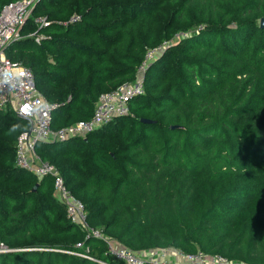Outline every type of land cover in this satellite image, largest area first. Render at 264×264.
<instances>
[{
  "label": "trees",
  "instance_id": "16d2710c",
  "mask_svg": "<svg viewBox=\"0 0 264 264\" xmlns=\"http://www.w3.org/2000/svg\"><path fill=\"white\" fill-rule=\"evenodd\" d=\"M40 4L42 41L15 40L8 57L32 67L57 103L53 128L90 117L101 92L133 79L149 47L186 33L148 65L129 115L85 137L36 143L90 224L134 250L201 249L264 264V0H38L34 12ZM113 13L122 16L104 20ZM28 127L0 108V243L8 248L0 264H100L65 251L84 231L52 177L16 165L17 136ZM85 243L108 258L102 241Z\"/></svg>",
  "mask_w": 264,
  "mask_h": 264
},
{
  "label": "built area",
  "instance_id": "2783aa9c",
  "mask_svg": "<svg viewBox=\"0 0 264 264\" xmlns=\"http://www.w3.org/2000/svg\"><path fill=\"white\" fill-rule=\"evenodd\" d=\"M37 2L38 0H11L0 10V108L10 109L29 121V127L17 136L16 165L37 176H51L55 197L64 204L67 217L84 231V239L76 243V248L65 251L83 258H92L100 264H234L233 260L222 254L206 253L201 249L186 252L176 247L144 250L128 247L100 227L90 224L84 202L67 186L59 168L35 153L38 141L85 137L92 130L115 118L129 115V100L145 92L144 77L148 65L173 41L185 37L186 33H175L170 39L149 47L137 65L133 79L122 81L116 87L101 92L90 117L78 119L54 130L53 110L57 103L50 101L37 87L32 67L11 59L4 53L8 44L22 37V29ZM35 21L40 22V25L48 23L46 17H37ZM34 34L35 31L30 32V35ZM90 238L103 242L107 259L90 255L92 247L85 243V240ZM6 250L7 246L0 243V251Z\"/></svg>",
  "mask_w": 264,
  "mask_h": 264
},
{
  "label": "rangeland",
  "instance_id": "374dc122",
  "mask_svg": "<svg viewBox=\"0 0 264 264\" xmlns=\"http://www.w3.org/2000/svg\"><path fill=\"white\" fill-rule=\"evenodd\" d=\"M43 6H44L43 4H40L39 7H38V11L37 12L36 11L34 12L33 10L31 11V14H30V17H29L30 19L27 21V23L25 24V26L22 29V37L19 38L16 42H20L21 40H24L27 37L34 38L36 43H40L42 41V39H41L42 35L45 34V32L42 29L46 25H40V22H36L35 19L37 17H46ZM116 15H118L119 17L122 16V14H120V13L119 14L118 13H116V14L113 13L110 16L107 15L104 18V20H110ZM79 18H80V15H78V13L75 12V13L70 15L69 21H71V20L74 21V20H77ZM76 27H77V30H76L77 33H80L81 30H82V25L78 22V23H76ZM33 31H35V34L34 35H30V32H33ZM75 39L81 41L82 43L91 44V39L88 38V36L82 37V36H80V35L78 36V34H76ZM176 42L177 41H173L170 45H172L173 43H176ZM4 53H5L6 56H11L13 53H16V48H11V44H8V46L5 47ZM169 63L171 64L173 62H169ZM157 79H160V77H158ZM70 98H71V95H69L64 101H67ZM63 116H66V115L64 114ZM74 121H76V120L74 119ZM70 123H72V122H70ZM66 125H68V124H65L63 126H66ZM58 128H60V127H55L54 126V130H56Z\"/></svg>",
  "mask_w": 264,
  "mask_h": 264
},
{
  "label": "water",
  "instance_id": "95a60500",
  "mask_svg": "<svg viewBox=\"0 0 264 264\" xmlns=\"http://www.w3.org/2000/svg\"><path fill=\"white\" fill-rule=\"evenodd\" d=\"M259 26L262 27V28H264V15L260 18ZM140 120H141L142 122H153V121H154L153 119H150V118H144V117H142ZM36 186H37V185L35 184L34 187H33V190L36 189Z\"/></svg>",
  "mask_w": 264,
  "mask_h": 264
},
{
  "label": "crops",
  "instance_id": "0c3cea01",
  "mask_svg": "<svg viewBox=\"0 0 264 264\" xmlns=\"http://www.w3.org/2000/svg\"><path fill=\"white\" fill-rule=\"evenodd\" d=\"M37 4V3H36ZM36 6V5H35ZM34 6V7H35ZM3 110H7V109H3ZM57 141H59V140H55V139H53V138H51V139H48V140H43V141H41V142H46V143H53V142H57ZM35 153H36V155L37 156H39L40 157V155H39V153H38V151L35 149Z\"/></svg>",
  "mask_w": 264,
  "mask_h": 264
}]
</instances>
